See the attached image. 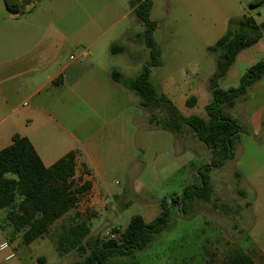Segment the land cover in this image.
<instances>
[{"label":"rangeland","instance_id":"rangeland-1","mask_svg":"<svg viewBox=\"0 0 264 264\" xmlns=\"http://www.w3.org/2000/svg\"><path fill=\"white\" fill-rule=\"evenodd\" d=\"M150 1L152 8L149 18L157 24L153 37L161 58L158 67L150 68L149 80L182 116L206 119L205 107L212 101L209 79L215 70L214 56L207 48L214 46L225 34L230 20L251 16L256 24L264 23V4L250 8L251 0ZM33 2L34 10L29 13L23 11L17 20L7 23L2 21L8 15L3 0H0V29H4L0 33L5 32L0 37V65L15 61L14 69L18 72L21 63L26 60H30V68H35L39 60L48 57L52 49L59 51L58 56L65 58L72 52L79 67L73 74L84 73L76 85L81 99L74 106V118L78 115L80 122L90 128L130 108V99L103 74L105 70L118 71L125 80H132L140 74L149 59L145 45L139 40L133 41L138 34H142L144 26L130 13L127 0ZM113 45L124 48V53L112 54L110 46ZM263 58L264 29L255 45L238 54L226 75L218 81V87L223 90L237 87L240 77ZM29 76L14 73L10 83L19 88ZM31 78L32 86L28 94H18L13 101L11 108L15 109L14 113L8 115L0 106V150L11 143L15 134L24 136L41 132L40 126L42 128L44 122L42 117L33 118L32 123L27 121L25 111L30 108L32 101H39L47 92L41 89V81L34 83L35 74ZM34 92L33 100L30 101L28 97ZM246 96L249 97L244 103L247 111L264 101V77L248 88ZM190 97L195 99L193 107L186 106ZM242 101V97L237 99L236 105L241 106ZM144 113L150 115L145 110ZM156 114L158 117L163 116ZM64 119L61 124L68 126L67 117ZM183 135L190 137L198 146L201 158L197 166L205 165L206 161L209 163L210 151L188 129L183 131ZM254 149H257L253 154L255 162L258 156L260 160L264 159V149ZM247 156L245 151L239 164L227 161L221 168L210 171V202L194 201L184 215L175 207L171 214V227L156 236L148 247L132 257H113L106 264H214L225 260L238 237V227L247 236L264 222V185L252 184L254 178L264 174V168L257 170L261 163H248ZM235 170L242 176L239 182L233 175ZM192 174L191 184L185 187L199 184L194 167ZM165 190L168 193L162 195V199L172 193L180 195L184 189L181 191L177 186L167 184L159 192ZM240 190L245 192V196L239 194ZM257 191L260 194L258 198L253 194ZM145 199L147 197L144 196L131 201L121 211L120 217L113 220L112 225L119 228L118 232H113L115 228L107 229L92 233L91 237L108 239L109 234L120 233L135 215L141 216L148 224L153 222L160 212L159 204L147 203ZM219 204L228 205L230 213L224 215L219 212V208L214 207ZM4 218L5 211L0 210V264H38L40 257L45 259V264H72L81 260L77 252L64 256L57 254L53 240L60 222L54 224L46 236L24 245L21 233L9 227ZM91 228L95 230L94 223Z\"/></svg>","mask_w":264,"mask_h":264},{"label":"trees","instance_id":"trees-1","mask_svg":"<svg viewBox=\"0 0 264 264\" xmlns=\"http://www.w3.org/2000/svg\"><path fill=\"white\" fill-rule=\"evenodd\" d=\"M32 0H3L8 14L25 10ZM132 14L144 26L137 38L148 49L149 59L140 74L125 80L118 71H111L110 78L132 91L139 99V107L148 112V123L175 134L188 129L192 136L210 151V161L197 170L199 184L185 187L180 195L172 194L163 198L160 212L151 223H145L139 215L132 216L128 225L120 232L119 241L91 237L88 219L78 213L71 215L55 240L59 256L77 252L81 260L72 264H106L116 256L132 257L144 250L156 236L171 227L172 210L177 207L186 214L194 201L210 202L212 187L209 173L221 168L233 157V145L240 127L229 110L236 100L244 97L247 90L264 76V58L251 66L239 80L237 87L223 90L218 81L233 65L238 54L261 39L264 23L258 25L251 16H242L229 21V29L207 51L214 56L215 70L209 79L212 101L205 107L206 119L197 116L184 117L174 104L159 93L149 80L150 68L160 65L161 52L154 40L157 29L150 20L152 8L150 0H127ZM264 0H251L250 8H257ZM112 54L123 53L122 47L110 46ZM195 99L186 101L193 107ZM156 113L163 116L158 117ZM75 152H68L51 166L45 167L26 137L13 135L11 143L0 150V210L5 211V223L15 232L21 233L22 243L29 245L46 234L54 222L73 211L80 197L90 189V183L78 184L75 175ZM236 176H238L236 174ZM169 199V201H168ZM219 212L228 215L231 211L226 204L214 206ZM113 232L118 230L113 229ZM38 264H44L43 257ZM214 264H254L252 258L238 248H231L225 260Z\"/></svg>","mask_w":264,"mask_h":264},{"label":"crops","instance_id":"crops-1","mask_svg":"<svg viewBox=\"0 0 264 264\" xmlns=\"http://www.w3.org/2000/svg\"><path fill=\"white\" fill-rule=\"evenodd\" d=\"M34 9L32 0L24 11L29 13ZM129 11L132 13L130 9ZM22 12L7 13V19L4 18L2 21L8 23L17 20ZM4 34L5 32L0 33V37ZM133 41L137 42L138 38ZM59 54V51L52 49L48 57L40 59L35 68H30V60H26L21 63L18 72L14 69L15 61L0 65V106L3 107L4 113H9L8 115L14 113L15 109L11 106L16 96L28 94L32 86V74H35L34 83L41 81V89L47 92L46 97L39 101H32L36 92L32 93L28 97L32 101L31 106L25 111L27 121L32 123L33 118L42 117L44 122L42 128L40 126L41 132H32L21 137H26L30 141L45 167L51 166L68 152H75L74 179L78 184L89 182L91 185L80 197L75 209L53 223L54 225L60 222L53 240L54 245L61 226L65 225L69 216L74 213L88 219L90 235L107 229H119L113 227L112 223L114 219L120 217L124 207L144 196L147 197V200L145 199L147 203L159 204L161 196L168 193L166 190L161 192L159 190L167 184L177 186L182 191L186 185L191 184L193 167L197 175L200 166L196 163L201 158L198 146L190 137L186 138L182 134L178 135L150 125L149 116L139 107L138 97L132 91L113 82L110 78L111 70H105L103 73L105 78L118 85L132 105L99 126L90 128L84 126L78 115L75 118L73 116L74 106L81 99L77 83L83 78L84 73L73 74L79 67L75 63L77 59L72 57V52L66 58L58 56ZM11 67L13 69L10 71ZM14 73L30 76L19 88H15V85L10 83ZM242 98V105L235 103L230 112L240 131L233 145V157L227 161L239 164L240 157L246 151L247 162L253 165L261 163L256 169H262L264 159L260 160L261 157L258 156L255 162L253 154L257 151L254 148L264 149V101L254 106L251 111H247L244 103L249 97L245 95ZM66 117L69 124L63 126L61 123ZM252 167L254 169V166ZM233 175L238 182L242 178L237 170ZM252 184L264 185V174L254 178ZM242 191L240 190L239 194L245 196V192ZM258 192L253 193L257 198L260 196ZM262 199L264 200V197ZM65 219L67 220L64 222ZM93 223L95 230L91 228ZM237 234L232 248H238L248 254L254 264H264V222L251 235L245 236L239 227Z\"/></svg>","mask_w":264,"mask_h":264},{"label":"built area","instance_id":"built-area-1","mask_svg":"<svg viewBox=\"0 0 264 264\" xmlns=\"http://www.w3.org/2000/svg\"><path fill=\"white\" fill-rule=\"evenodd\" d=\"M120 238H121V234L120 233H115V234H109L108 235V239H110V240L119 241Z\"/></svg>","mask_w":264,"mask_h":264}]
</instances>
